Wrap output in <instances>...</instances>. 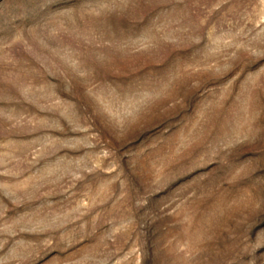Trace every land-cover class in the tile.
I'll list each match as a JSON object with an SVG mask.
<instances>
[{
  "label": "rangeland",
  "instance_id": "1",
  "mask_svg": "<svg viewBox=\"0 0 264 264\" xmlns=\"http://www.w3.org/2000/svg\"><path fill=\"white\" fill-rule=\"evenodd\" d=\"M0 264H264V0H0Z\"/></svg>",
  "mask_w": 264,
  "mask_h": 264
}]
</instances>
